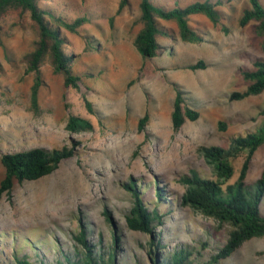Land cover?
I'll list each match as a JSON object with an SVG mask.
<instances>
[{
    "label": "rangeland",
    "instance_id": "1",
    "mask_svg": "<svg viewBox=\"0 0 264 264\" xmlns=\"http://www.w3.org/2000/svg\"><path fill=\"white\" fill-rule=\"evenodd\" d=\"M166 8L205 0H154ZM219 3L218 26L204 14L191 16L203 37L185 42L176 23L160 20L171 34L159 37L154 57H143L134 45L141 28L140 0H130L119 11L120 0H42L44 8L74 20L89 21L78 32L63 29L66 51L73 55V71L80 75L79 89L67 87L64 76L46 62L39 91L38 112L32 109L34 74L26 72L22 57L33 49L35 31L28 17H7L0 22V183L5 175L4 153L35 147L75 146L76 154L64 159L52 173L36 180L15 181L10 194L0 198V259L15 264L14 245L38 261H53L59 251L80 246L76 235L85 228L91 243L114 248L120 235L119 264H153L147 255L151 236L130 229L125 214L134 204L135 181L150 209L166 213L163 232L169 247L196 246L212 238L224 242L228 227L213 218L181 206L185 187L181 175L196 170L215 178L200 152L202 146L229 147L234 137L257 130L264 122V91L232 100L235 91L247 89L242 70L264 58L262 38L250 23L239 24L250 0H210ZM264 4V0H260ZM229 29L224 31L222 26ZM203 60L205 68L190 66ZM176 87L200 115L175 131L172 123ZM84 95L94 105L89 111ZM149 114L143 130L139 121ZM70 114L88 118L92 131L70 132ZM227 129L221 130L219 122ZM245 153L232 160L234 182ZM264 171V144L256 151L246 183L254 184ZM171 200H159L158 188ZM177 200V202H176ZM264 211V197L261 202ZM24 238L31 245H26ZM27 242L29 243V241ZM36 248H32L33 246ZM166 253V251H165ZM167 254V253H166ZM219 264H264V238L244 242Z\"/></svg>",
    "mask_w": 264,
    "mask_h": 264
},
{
    "label": "trees",
    "instance_id": "2",
    "mask_svg": "<svg viewBox=\"0 0 264 264\" xmlns=\"http://www.w3.org/2000/svg\"><path fill=\"white\" fill-rule=\"evenodd\" d=\"M41 1L0 0V22L7 17H16L19 20L28 17L29 24L36 34L33 49L22 57L26 72L34 74L31 103L32 109L36 112L40 109L39 91L44 83L41 68L46 62L52 65L55 73L64 76L67 87L79 89L81 78L73 71L74 57L65 49L66 35L63 29L78 32L79 28L89 21L86 16H78L69 21L54 10L42 7ZM129 1L120 0L119 11L126 7ZM250 3L251 6L246 8L240 17L239 24L246 26L253 23V32L262 38L264 48V4L260 0H250ZM218 5V2L205 0L195 1L184 7L177 5L166 8L154 0H140L141 28L134 38L136 49L145 58L157 55L161 47L159 37H168L171 34V30L162 26L160 20L176 23L180 37L185 42L203 40L192 26L191 16L204 14L218 26L222 22ZM222 29L227 32L229 28L223 25ZM190 67L205 68L206 63L200 60ZM242 74L247 82V89L233 92L232 100H241L264 91V58L255 57L253 67L243 69ZM176 89L172 123L174 130L178 131L188 119H198L200 113L186 102L184 92L179 87ZM84 100L89 111L95 112L93 103L85 95ZM261 114H264V109ZM148 119L149 114L146 113L139 121V130L145 128ZM219 125L221 130L227 129L225 121H220ZM66 128L70 132L79 133L92 131L94 125L86 117L70 114ZM263 144L264 122L257 130L234 137L229 147L212 145L199 149L215 178L203 176L196 170L179 178V182L185 187L180 205L189 206L194 211L213 218L220 227H228L225 240L220 244L208 238L199 242L200 247L179 246L168 250L169 247L164 243L162 236L163 232L157 230L166 223L167 214L157 208L150 209L135 181L126 184L134 195V204L125 214L126 224L132 230L151 236L146 251L153 264H219L222 259L230 257L244 242L254 237L264 238V211L261 209L264 197V171L254 184L246 183L250 163ZM242 153H245L246 157L240 174L234 182H229L235 175L232 160ZM75 154V146L53 149L35 147L2 154L1 162L5 168V175L0 183V198L12 192L15 181L36 180L48 175L55 171L64 159ZM168 196L169 194L158 188L159 200H171ZM76 238L80 246L70 251H59L60 254L53 261L44 258L34 261L27 252L21 254L23 244L14 245L15 264H119L121 248L117 229L114 238L116 245L110 249L104 246L102 239H99L100 244L91 243L85 228L76 235ZM27 240L24 238L26 245H31ZM0 264H3L1 259Z\"/></svg>",
    "mask_w": 264,
    "mask_h": 264
}]
</instances>
